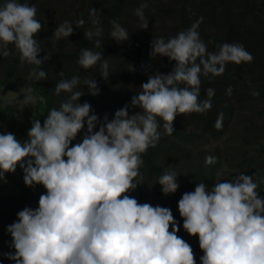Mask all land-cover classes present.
<instances>
[{"label":"clouds","instance_id":"9594fccd","mask_svg":"<svg viewBox=\"0 0 264 264\" xmlns=\"http://www.w3.org/2000/svg\"><path fill=\"white\" fill-rule=\"evenodd\" d=\"M147 7L143 2L134 11L144 30L149 23L143 11ZM36 16V6L27 0L0 3V58L18 55L21 67L35 66L27 79L41 81L47 73L40 66L52 53L40 57L34 34L43 25ZM89 18L93 25L101 23L96 8L89 10ZM202 20L167 39H154L151 59L167 57L171 71L145 73L147 82L111 120L107 114L101 120L90 103H79L84 93L74 89L80 77L64 78L61 71L53 94L68 96L59 107H52L43 121H31L24 139L0 132V181L6 183V174L19 168L25 186L45 189L36 208L24 207L6 226L11 242L5 258L13 264H197L192 246L178 235L180 223L171 209L140 203L131 193L144 184L143 156L162 137L172 135L177 116L211 110L215 90L205 89L206 98L201 100L202 78L223 75L229 63L254 60L239 43H223L217 45L218 51L209 52L198 31ZM75 23L82 27L84 20ZM111 24L110 34L117 41L129 38L120 23L112 20ZM73 32L72 22L65 20L53 38H68ZM102 32L97 28L95 34ZM92 35L85 32L89 39ZM95 44L99 48L101 42ZM100 61L101 52L86 48L81 49L77 64L88 70ZM100 68L101 76L107 78L108 61L103 60ZM129 71L134 68L130 66ZM83 83L93 96L99 94L95 80L85 78ZM226 94L231 96L230 86ZM251 94L259 96L256 90ZM214 127L222 130L223 113ZM204 162L215 165L218 157L207 155ZM179 175L170 167L164 169L157 181L163 195L177 192ZM262 183L264 179L241 171L210 187L198 182L193 191L182 193L179 216L183 230L198 237L203 252L200 264H264Z\"/></svg>","mask_w":264,"mask_h":264},{"label":"trees","instance_id":"16d2710c","mask_svg":"<svg viewBox=\"0 0 264 264\" xmlns=\"http://www.w3.org/2000/svg\"><path fill=\"white\" fill-rule=\"evenodd\" d=\"M4 0H0L3 3ZM24 2V0H20ZM37 8L36 18L43 25V30L35 35L40 44L43 57L52 53L51 58L45 61L40 68L47 73V79L36 81L27 79L28 73L34 65L20 66L18 55L0 58V86L6 87L12 82L25 81L31 86L38 97L36 112L28 122L17 120L8 114L0 100V132H12L18 139L26 138V132L31 127V121L43 119L52 107H59L66 99L67 93L59 96L53 94L56 83L61 79L59 72H64V78L70 79L76 75L80 83L75 91L84 94L79 103L88 102L92 110L101 120L107 114L109 120L117 109L125 104H131V96L140 91V84L147 82L145 73L160 71L170 72L172 64L167 57L152 60L150 57L151 45L155 38L163 36L167 39L182 30L189 28L195 21L203 17L199 25L201 39L208 45V51H218L217 45L223 43L242 44L253 57L251 63H229L221 76L211 80L202 78L200 99L206 98L205 89L215 90L212 98V108L206 114L192 113L191 115L177 116L174 121L176 129L171 136L161 138L155 148H150L143 156L144 165L140 169L143 175V185L131 193L140 203L148 202L153 206L169 207L174 217L180 223L178 235L187 241L193 248L197 264L203 252L199 248L198 237L190 236L182 227V219L178 212V200L182 193L193 191L196 183L205 181L209 187L223 179L235 175L233 171L241 172L256 155H245L250 141L247 134L242 132L240 144L226 147L223 151L218 148L202 147L211 139L222 138L229 129V121L236 108L247 103L264 104V0H27ZM146 2L145 17L149 20L148 29L140 28L139 17L134 15L135 9ZM99 10L101 23L93 25L89 18V10ZM57 13L56 15H54ZM53 15L55 17H53ZM84 20L82 27L76 26V21ZM65 20L72 22L73 34L59 40L53 38L58 25ZM112 20H116L129 33L127 40L117 41L111 36ZM97 28L103 32L97 36ZM86 31L93 33L89 39ZM101 42L97 48L95 42ZM12 47L11 45L9 46ZM90 48L102 53V61L88 70L77 64L81 49ZM38 57V58H40ZM103 60L109 63V75L101 76L100 64ZM143 64V68L141 65ZM152 64V68L149 66ZM132 66L134 71H129ZM2 77V78H1ZM85 78L95 80L100 89L98 95L93 96ZM232 88L231 96L226 89ZM253 90L259 96H253ZM223 113V128L217 130L214 124L218 114ZM248 126H244V129ZM252 130L250 128H247ZM255 133V134H254ZM254 141L258 143L259 134L254 132ZM237 139V136L234 137ZM213 155L218 162L212 166H205V157ZM227 163V164H226ZM225 166L221 176L218 172ZM172 168L178 174L179 189L175 194L163 195L158 177L165 168ZM252 175V173H245ZM22 179L17 183L18 191H6L0 188V264H13L5 258L3 253L10 251L11 236L6 226L17 219V212L29 206L33 209L38 206V199L45 191L42 185L35 189L25 186L23 173L18 174ZM260 178L264 179L263 175ZM260 195L264 197V183L260 184ZM14 251V250H12Z\"/></svg>","mask_w":264,"mask_h":264},{"label":"rangeland","instance_id":"374dc122","mask_svg":"<svg viewBox=\"0 0 264 264\" xmlns=\"http://www.w3.org/2000/svg\"><path fill=\"white\" fill-rule=\"evenodd\" d=\"M54 15L53 17H55ZM0 100L2 105L7 109L8 114L19 121L28 122L29 118L36 112L38 97L34 94L28 82L19 80L12 82L6 87L0 86ZM229 126V129L222 138L211 139L203 144L202 147H218L223 151L226 147L239 145L240 138L242 137L238 135L244 132L250 141L248 146L244 145L248 148L245 155H256V158L243 169V172L252 173L256 178H260V175L264 176V104L247 103L242 107L236 108L233 117L229 121ZM244 126H248L247 128L252 130L244 129ZM254 132L257 135L259 134V138L257 137L258 143L253 140ZM235 136H237V139L234 138ZM227 167H223L218 172V175L221 176ZM19 172L20 169L17 168L14 174H6L7 182L0 181V188L6 191H18L20 186L17 183L22 179L18 175ZM233 172L238 173L237 171Z\"/></svg>","mask_w":264,"mask_h":264}]
</instances>
